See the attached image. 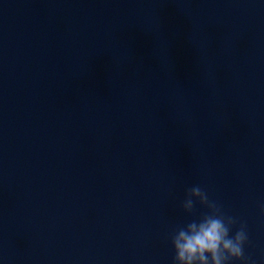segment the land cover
Masks as SVG:
<instances>
[{
    "label": "clouds",
    "instance_id": "clouds-1",
    "mask_svg": "<svg viewBox=\"0 0 264 264\" xmlns=\"http://www.w3.org/2000/svg\"><path fill=\"white\" fill-rule=\"evenodd\" d=\"M197 203L207 208V212L172 234L173 264H230L231 261L255 264L245 255L247 225L226 215L222 206L198 185L187 189L181 207L185 213L194 215ZM261 211L264 212V206ZM237 224L239 227L233 234Z\"/></svg>",
    "mask_w": 264,
    "mask_h": 264
}]
</instances>
